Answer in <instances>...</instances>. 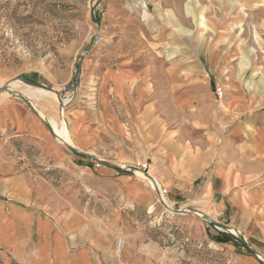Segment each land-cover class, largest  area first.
I'll list each match as a JSON object with an SVG mask.
<instances>
[{"label":"rangeland","instance_id":"rangeland-1","mask_svg":"<svg viewBox=\"0 0 264 264\" xmlns=\"http://www.w3.org/2000/svg\"><path fill=\"white\" fill-rule=\"evenodd\" d=\"M10 81L0 105L63 153L49 164L19 137L43 179L121 213L173 264H264V0H0Z\"/></svg>","mask_w":264,"mask_h":264},{"label":"crops","instance_id":"crops-1","mask_svg":"<svg viewBox=\"0 0 264 264\" xmlns=\"http://www.w3.org/2000/svg\"><path fill=\"white\" fill-rule=\"evenodd\" d=\"M18 107L0 105V264H173L158 241L121 213L107 221L103 209L75 199L69 186L43 179L35 160L18 150L26 140L19 137L31 136L49 164L63 153Z\"/></svg>","mask_w":264,"mask_h":264},{"label":"water","instance_id":"water-1","mask_svg":"<svg viewBox=\"0 0 264 264\" xmlns=\"http://www.w3.org/2000/svg\"><path fill=\"white\" fill-rule=\"evenodd\" d=\"M81 70H82V60H80L79 63H78V69H77V81L80 80ZM22 81L25 82L26 84H29V85H33V86H38V87H44V88H46L45 86H43V85H41V84H39V83H37V82H35V81L29 80V79H27V78H22ZM5 90H9L7 85L0 87V92H3V91H5ZM59 97L61 98L60 95H59ZM61 99H62V98H61ZM46 122H47V124L49 125L50 129L52 130V128H51V126H50V123H49L48 121H46ZM68 147H69L71 150H73L74 152H76V153H78V154H80V155H84V156H87V157L95 158V156H94L93 154L89 153V152L83 151V150L78 149V148H76V147H74V146H71V145H68ZM102 162H103L104 164L109 165V166L114 167V168H119V169H123V170L125 169V168L122 167V166H119V165H117V164H115V163L108 162V161H106V160H103ZM129 169H133V170H137V169H138V170H139V168L134 167V166H130ZM145 174H146L147 176L150 177L149 173H145ZM157 192L159 193L160 191L158 190ZM159 194H160V193H159ZM172 210L175 211L173 208H172ZM189 210L191 211V213H193V214H195V215H198V216H200V214H202L201 210L198 209V208L191 207ZM176 211H183V210L180 209V210H176ZM203 217H204L208 222H210L211 224H213V225H215V226H217V227H222L223 229H225V230H227V231H230V232H231V229H233L232 226L227 225V224H224V223H220L219 221L215 220L214 218H212L211 216H209V215H207V214H204ZM234 230H235L236 232H238V234H236V235L239 237L240 241H241L244 245H246V246L248 247V249H249L251 252L255 253L257 256L260 257V253H259L257 250L253 249V248L249 245L248 241L245 239L244 235L241 234V233L239 232L238 228L235 227ZM231 233H232V232H231Z\"/></svg>","mask_w":264,"mask_h":264},{"label":"bare ground","instance_id":"bare-ground-1","mask_svg":"<svg viewBox=\"0 0 264 264\" xmlns=\"http://www.w3.org/2000/svg\"><path fill=\"white\" fill-rule=\"evenodd\" d=\"M10 83H11V81L8 83V89H9V85H10ZM25 83V82H24ZM44 88V87H43ZM46 89H48V88H46ZM48 90H50V89H48ZM6 91V90H5ZM53 91V90H52ZM55 92V91H54ZM55 94H56V96L58 97V99L60 100V101H62V99L57 95V93L55 92ZM46 120V119H45ZM47 121V120H46ZM66 128H67V130L69 131V127H68V125H67V123H66ZM70 132V131H69ZM71 133V132H70ZM59 141H61L62 143H64V144H66V145H71V146H74V145H72L71 143H69V142H67V141H63V140H61L60 138L58 139ZM71 141V140H70ZM72 142V141H71ZM74 147H76V146H74ZM76 148H78V147H76ZM147 178H149V179H151L149 176H147ZM159 190V189H158ZM160 191V190H159ZM159 193H161V192H159ZM155 206L153 205L152 207H151V209H153ZM172 209V208H171ZM201 210V209H200ZM201 212H202V214H200V216H203L204 214H207V213H205L203 210H201ZM233 227V229H231V232L232 233H234V234H238V232H236L235 230H234V226H232ZM239 230V229H238ZM240 233H241V231H239ZM242 234V233H241ZM245 237V236H244ZM246 239V238H245ZM247 240V239H246ZM248 241V240H247ZM262 256H263V254H260V257L262 258Z\"/></svg>","mask_w":264,"mask_h":264},{"label":"built area","instance_id":"built-area-1","mask_svg":"<svg viewBox=\"0 0 264 264\" xmlns=\"http://www.w3.org/2000/svg\"><path fill=\"white\" fill-rule=\"evenodd\" d=\"M116 248L118 251L122 250L123 248V237L119 236L116 240Z\"/></svg>","mask_w":264,"mask_h":264},{"label":"trees","instance_id":"trees-1","mask_svg":"<svg viewBox=\"0 0 264 264\" xmlns=\"http://www.w3.org/2000/svg\"><path fill=\"white\" fill-rule=\"evenodd\" d=\"M120 172H125V170H123V169H119V168H117ZM220 240V239H219ZM221 241V240H220Z\"/></svg>","mask_w":264,"mask_h":264}]
</instances>
